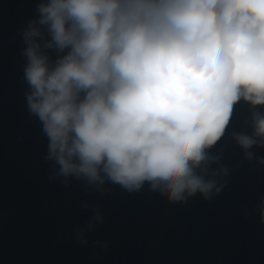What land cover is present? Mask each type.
I'll return each mask as SVG.
<instances>
[{
	"label": "clouds",
	"instance_id": "obj_1",
	"mask_svg": "<svg viewBox=\"0 0 264 264\" xmlns=\"http://www.w3.org/2000/svg\"><path fill=\"white\" fill-rule=\"evenodd\" d=\"M36 12L21 32L25 95L65 184L210 199L227 169L209 150L241 101L252 132L230 138L264 166L251 151L264 148V0H39ZM256 212L264 225V200Z\"/></svg>",
	"mask_w": 264,
	"mask_h": 264
},
{
	"label": "water",
	"instance_id": "obj_2",
	"mask_svg": "<svg viewBox=\"0 0 264 264\" xmlns=\"http://www.w3.org/2000/svg\"><path fill=\"white\" fill-rule=\"evenodd\" d=\"M39 0H0V264H264V166L247 161L230 133L251 134L239 102L209 150L220 191L170 203L147 182L128 192L70 178L65 184L37 117L30 115L21 32ZM53 58L55 54L52 53ZM262 111L264 109H256ZM264 157V148H253ZM99 213L100 223L89 228Z\"/></svg>",
	"mask_w": 264,
	"mask_h": 264
}]
</instances>
